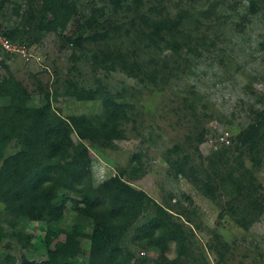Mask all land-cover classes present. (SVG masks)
I'll return each instance as SVG.
<instances>
[{
  "label": "trees",
  "instance_id": "trees-1",
  "mask_svg": "<svg viewBox=\"0 0 264 264\" xmlns=\"http://www.w3.org/2000/svg\"><path fill=\"white\" fill-rule=\"evenodd\" d=\"M112 1L122 5L128 0ZM166 1L127 2L128 12H135L130 24L137 38L150 43V50L162 48L163 58L176 55L187 60L200 55L191 43V20L186 14L173 15ZM80 2L29 0L23 14L22 6L16 9L28 25L24 27L26 31L17 28L5 34L12 42L35 31H53L62 36ZM247 2L249 15L264 14V0ZM216 11L214 3L200 13L208 17ZM98 25L90 36V40L102 45L91 55L95 65L139 79L159 74L156 69L148 72L151 57L141 58L140 54L138 57L118 46L106 45L125 37L123 21L108 18ZM79 42L75 41L77 45ZM5 59L0 60L6 72L0 74V99L6 100L0 104V264H183L184 260L204 264L196 261L197 254L202 259L205 255L200 246L198 250L194 248L196 230L184 212L159 203L120 175L95 184L91 145L124 139L135 105L100 80L95 87L86 88L69 75L61 85L57 76L54 90L39 81L37 94L33 93ZM54 96L100 100L103 108L99 113L64 116L54 108ZM207 131L203 128L195 137L187 136L195 152L206 140ZM230 140V144H222V149H213L207 156L200 154L199 162L192 163V153L188 152L176 159L174 169L192 178L195 187L212 200L218 199V189L221 196L226 190L229 198L222 205V216L227 213L240 227L248 229L264 212V187L257 176L264 169V107L251 110L250 122L237 129ZM13 144L16 150L10 152ZM181 150L175 145L170 153ZM1 209L10 217L5 218L9 230L3 226ZM69 215L82 217L83 223L73 219L67 224ZM86 220H90L89 224ZM20 221L43 223V234L32 237L18 227ZM5 239L15 240L25 253L14 254L10 245L3 244ZM173 242L176 258L167 253ZM213 244L212 250L219 245L218 264H226L229 244L219 235ZM37 247L45 249L44 258L29 256L28 252ZM134 247L148 255L135 254Z\"/></svg>",
  "mask_w": 264,
  "mask_h": 264
},
{
  "label": "rangeland",
  "instance_id": "rangeland-1",
  "mask_svg": "<svg viewBox=\"0 0 264 264\" xmlns=\"http://www.w3.org/2000/svg\"><path fill=\"white\" fill-rule=\"evenodd\" d=\"M28 1L0 0V26L4 32L17 28L26 31L28 25L16 9L22 6L20 13L23 14ZM128 1L115 5L112 0H81L62 36L53 31L24 34L13 41L14 54L0 48V60L7 55L6 64L36 94L39 81L54 90L57 76L61 85L67 75L86 88L95 87L100 80L112 91L122 92L125 99L135 105L133 119L126 126L124 139L91 145L95 184L120 175L159 203L184 212L196 230L198 239L194 248L198 250L200 246L205 255V259L196 255L198 263L218 264L219 245L212 250L210 244L213 246L219 235L229 244L226 264H264V212L244 229L227 213L221 214L222 205L229 198L226 190L221 196L218 189L215 192L218 199L212 200L195 187L192 178L177 174L174 169L176 159L188 152L192 153L190 161L194 163L199 162L200 154L207 156L213 149H222L218 136L229 132L232 138L237 129L250 122L251 110L264 107V14L249 15L247 0H167L166 6L173 15L186 14L191 20L194 31L191 43L194 49H199L200 55L187 57V62L186 57L179 59L176 55L163 58L162 48L150 50V43L139 41L130 24L135 12H128ZM149 1L152 0H145ZM214 3L217 4L216 14L203 17L200 10ZM108 18L124 22L125 37L106 45L118 46L138 57L140 54L141 58L151 57V64L146 60L150 65L148 72L156 69L157 76L139 79L93 63L91 55L102 45L90 40V36L99 28L98 24ZM76 40H80L78 45ZM5 73L0 64V74ZM52 101L54 108L64 116L99 113L103 108L100 100L76 101L54 96ZM1 103L6 100L1 98ZM203 128L208 130L207 138L195 152L187 136L193 138ZM175 145L182 150L170 153ZM15 150L13 144L10 152ZM258 175L264 187V169ZM262 192L264 195V188ZM1 211L3 226L9 230L5 218L10 217ZM75 217L67 216V224L73 219L83 223L82 217ZM89 222L86 220L87 224ZM18 227L36 237L43 234L44 224L20 221ZM3 244L10 245L16 255L25 253L15 240L5 239ZM83 244L88 247L85 240ZM133 249L135 254L148 255L137 247ZM167 253L170 258L177 257L174 242ZM28 254L41 259L46 251L37 247ZM183 264L191 262L184 260Z\"/></svg>",
  "mask_w": 264,
  "mask_h": 264
},
{
  "label": "built area",
  "instance_id": "built-area-1",
  "mask_svg": "<svg viewBox=\"0 0 264 264\" xmlns=\"http://www.w3.org/2000/svg\"><path fill=\"white\" fill-rule=\"evenodd\" d=\"M0 48L4 49L5 51L9 52L10 55L14 54L16 51L14 49V44L10 40L8 36H6L4 30L0 26ZM218 143L228 145L230 144V134L229 132H223L220 136H218ZM211 142H213V139H210Z\"/></svg>",
  "mask_w": 264,
  "mask_h": 264
}]
</instances>
